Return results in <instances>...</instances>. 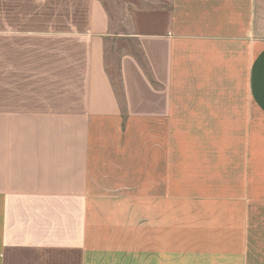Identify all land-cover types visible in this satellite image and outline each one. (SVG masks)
I'll use <instances>...</instances> for the list:
<instances>
[{"label":"crops","instance_id":"obj_1","mask_svg":"<svg viewBox=\"0 0 264 264\" xmlns=\"http://www.w3.org/2000/svg\"><path fill=\"white\" fill-rule=\"evenodd\" d=\"M55 1L0 0V264H264V0Z\"/></svg>","mask_w":264,"mask_h":264},{"label":"rangeland","instance_id":"obj_2","mask_svg":"<svg viewBox=\"0 0 264 264\" xmlns=\"http://www.w3.org/2000/svg\"><path fill=\"white\" fill-rule=\"evenodd\" d=\"M107 8L109 9V11L112 13L113 15V19L115 21V23L117 25H121V28L125 29L124 27V23H125V16L121 17L119 15V13H121L116 5L118 6V4H114L115 0H105ZM53 6L54 7H58L61 6V1L57 2L54 0L53 2ZM120 28V29H121ZM128 47L126 46V44L124 43H114L112 45H110L107 49V64L108 66H111V70L110 73L113 76V80L115 81V83L117 84V86H119V78H117V71H116V63L119 62V56L122 55L125 50Z\"/></svg>","mask_w":264,"mask_h":264}]
</instances>
